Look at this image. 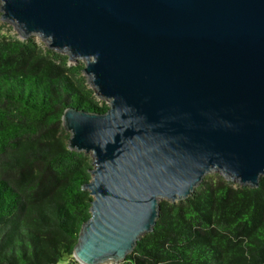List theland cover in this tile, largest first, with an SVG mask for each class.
<instances>
[{
    "label": "water",
    "instance_id": "95a60500",
    "mask_svg": "<svg viewBox=\"0 0 264 264\" xmlns=\"http://www.w3.org/2000/svg\"><path fill=\"white\" fill-rule=\"evenodd\" d=\"M21 40L82 61L105 113L68 108L92 157L90 218L73 258L121 264L159 218L218 173L264 176V0H0Z\"/></svg>",
    "mask_w": 264,
    "mask_h": 264
},
{
    "label": "trees",
    "instance_id": "16d2710c",
    "mask_svg": "<svg viewBox=\"0 0 264 264\" xmlns=\"http://www.w3.org/2000/svg\"><path fill=\"white\" fill-rule=\"evenodd\" d=\"M68 108L108 110L82 65L0 35V264L73 257L91 215L92 159L69 149ZM121 264H264V176L250 188L209 174L187 200L160 201L154 231Z\"/></svg>",
    "mask_w": 264,
    "mask_h": 264
},
{
    "label": "rangeland",
    "instance_id": "374dc122",
    "mask_svg": "<svg viewBox=\"0 0 264 264\" xmlns=\"http://www.w3.org/2000/svg\"><path fill=\"white\" fill-rule=\"evenodd\" d=\"M2 24L4 25V27L1 28L0 30V35L1 36H4V37H18L19 39H21L19 37V35L17 34L16 30L14 29V27L11 25V24H8V23H4L2 22ZM32 38L35 39V41L37 42V44L43 49H48L47 48V45L44 41H42L41 39H39L38 37L36 36H33ZM69 65L70 66H75V65H82L83 68H84V63L82 61H79L77 63H72L69 61ZM83 76H84V73H83ZM85 77V76H84ZM86 78V77H85ZM87 80V79H86ZM88 84V82H87ZM89 88H91V86L88 84ZM93 90V89H92ZM94 91V90H93ZM95 92V91H94ZM95 99L96 101L99 103V106H106V107H109V102L104 100V99H99L96 95H95ZM88 157L90 159H92L91 155H88ZM211 174H218V173H211ZM76 262L77 264H79L73 257L72 259H69L68 257H64V259L60 260L58 264H74V262Z\"/></svg>",
    "mask_w": 264,
    "mask_h": 264
}]
</instances>
